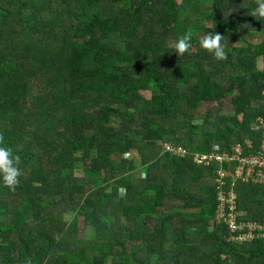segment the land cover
I'll return each instance as SVG.
<instances>
[{
	"label": "trees",
	"instance_id": "trees-1",
	"mask_svg": "<svg viewBox=\"0 0 264 264\" xmlns=\"http://www.w3.org/2000/svg\"><path fill=\"white\" fill-rule=\"evenodd\" d=\"M253 7L0 0V133L21 170L14 190L0 180V264H264V236L228 240L214 218L216 163L193 162L213 145L264 153V19ZM189 30L192 47L177 56ZM206 32L224 36L226 60L200 48ZM238 40L261 52L231 48ZM223 180L236 218L264 225V184Z\"/></svg>",
	"mask_w": 264,
	"mask_h": 264
},
{
	"label": "built area",
	"instance_id": "built-area-1",
	"mask_svg": "<svg viewBox=\"0 0 264 264\" xmlns=\"http://www.w3.org/2000/svg\"><path fill=\"white\" fill-rule=\"evenodd\" d=\"M163 148L174 154L185 152L180 146L168 142H163ZM211 161L217 165L214 170V181L216 182L218 203L214 211V218L226 226L227 239L243 241L257 236L263 237L264 225L253 220L237 219L235 213L236 192L231 188L224 190L221 187L225 183L223 180L225 176L231 177V185L235 182L264 184V153L244 154L243 148L239 144H235L230 152L220 151L216 145H213L208 152L193 153L195 164L207 165Z\"/></svg>",
	"mask_w": 264,
	"mask_h": 264
},
{
	"label": "clouds",
	"instance_id": "clouds-1",
	"mask_svg": "<svg viewBox=\"0 0 264 264\" xmlns=\"http://www.w3.org/2000/svg\"><path fill=\"white\" fill-rule=\"evenodd\" d=\"M255 7L251 9L249 15L256 19H264V0H254ZM192 39L191 30L187 31L183 35L176 38L172 47L173 52L177 56H182L189 52L192 47L190 41ZM224 36L216 32H206L199 38L200 48L211 53L213 59L217 61H222L227 59V53L225 51V46L221 43ZM193 123H197L193 121ZM4 136L0 133V180L3 184L14 190L19 183V177L21 175V170L18 167L20 162V157L14 155L11 148L3 146Z\"/></svg>",
	"mask_w": 264,
	"mask_h": 264
},
{
	"label": "rangeland",
	"instance_id": "rangeland-1",
	"mask_svg": "<svg viewBox=\"0 0 264 264\" xmlns=\"http://www.w3.org/2000/svg\"><path fill=\"white\" fill-rule=\"evenodd\" d=\"M177 2H180V0H177ZM246 47L247 48V52L248 53H252V54H259L261 52V47L258 45V41L257 40H252L250 43H249V40L248 41H242V40H238V41H232L230 43V47ZM264 65V63L262 62L261 58H258V61H257V66L259 68H262ZM181 71L183 72H191L192 70L191 69H182ZM213 81H218V76L215 75L214 77H212ZM223 88H227L228 85L227 84H223L222 85ZM153 90V86L152 84H150V87L148 90L146 91H142V95L145 97V98H149L150 97V94H151V91ZM238 101V99L234 100L233 97L231 98H228L227 100V103L230 105V101ZM203 104L206 106V107H216V104L212 101H205L203 102ZM224 113H228V110H225ZM197 122V125H198V130L199 131H203V132H206L208 133L209 131V124L208 123H204V122H200V120H194ZM253 127H256V124H252ZM154 143H157V144H160L163 145V142L161 141H155ZM125 157H138V154L136 151H129L127 153L124 154ZM144 170H145V167H140V171H141V175L143 176L144 175ZM74 175L75 176H82V170H81V167H76L75 170H74ZM119 192L120 194H123L124 190L123 188H120L119 189ZM72 218V215H65L64 216V219L69 222ZM110 219L113 218V215H110L109 217ZM78 228H82V227H85L84 224H83V219L82 217H80L78 219Z\"/></svg>",
	"mask_w": 264,
	"mask_h": 264
}]
</instances>
